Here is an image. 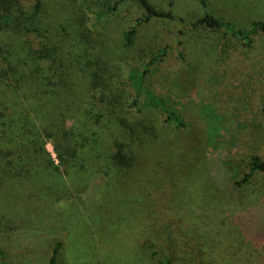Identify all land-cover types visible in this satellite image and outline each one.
<instances>
[{
	"label": "rangeland",
	"instance_id": "obj_1",
	"mask_svg": "<svg viewBox=\"0 0 264 264\" xmlns=\"http://www.w3.org/2000/svg\"><path fill=\"white\" fill-rule=\"evenodd\" d=\"M46 1L54 17L74 22L75 9L91 7L87 45L109 62L111 88L127 111L136 110L130 70L152 62L145 91L166 99L185 126L149 108L141 114L149 138L132 143L106 114L94 124L85 108L66 112L50 127L87 122L89 137L76 138L69 168L45 136L42 159L55 166L30 179L0 174L2 260L48 264L61 242L59 264H158L146 244L174 264H264V173L238 184L254 157L264 160V34L252 32L264 22V0H148L173 19L143 24L131 48L126 35L145 17L138 0H123L101 23L96 12L119 0ZM206 13L244 29L252 42L193 26ZM116 141L129 143L132 167L111 160Z\"/></svg>",
	"mask_w": 264,
	"mask_h": 264
},
{
	"label": "trees",
	"instance_id": "obj_2",
	"mask_svg": "<svg viewBox=\"0 0 264 264\" xmlns=\"http://www.w3.org/2000/svg\"><path fill=\"white\" fill-rule=\"evenodd\" d=\"M138 1L145 17L138 19L127 33L126 48L133 46L138 29L143 24L157 19H173L171 12L160 11L148 0ZM121 2L123 0L96 12L97 22L101 23ZM47 4L46 0H30V4H23L21 0H0V174L4 178L30 179L40 170L55 166L51 159H42L46 153L43 145L45 136L55 140L57 153L64 159L65 167L69 168L76 156V138L81 136L84 139L82 132H86L87 122L71 129L66 126L50 127L56 121H65L66 112L85 108V116L94 124H100L106 114L110 123L122 130L121 137H129L132 143L136 138L140 141L149 138L146 137L149 130L143 125L141 115L149 108H156L165 114L167 123L185 126L184 120L168 109L166 99L145 91V79L152 62L146 63L142 69L130 70L129 83L136 91L133 101L136 110L127 111L119 101L120 94L113 93L111 88L113 77L109 62L102 61L96 52L91 53L87 45L92 23L91 15L87 14H93L91 7L86 5V10L75 9L77 18L74 22L72 18L54 17ZM193 26L223 29L247 44L252 42L251 34L244 29L211 13H206ZM252 32L264 34V22H255ZM163 55L165 53L161 52L158 57ZM81 87L90 94L87 100L84 96L85 102L79 94L78 88ZM141 96H144L143 102L140 101ZM262 112L264 114V105ZM40 116L44 118L42 123ZM88 139L84 140L88 142ZM114 144L116 151L111 160L120 168L132 167L134 157L127 151L129 143L116 141ZM31 150L35 152L32 156ZM260 172L264 173V160L254 157L249 172L238 184L249 182ZM146 246L151 250L150 258L158 264H174L172 258L161 257L160 251L153 245ZM61 248L62 243L57 242L49 253L48 264H59ZM2 259L5 257L0 249V263L7 264Z\"/></svg>",
	"mask_w": 264,
	"mask_h": 264
}]
</instances>
